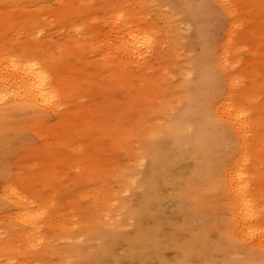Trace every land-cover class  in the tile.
Wrapping results in <instances>:
<instances>
[{
    "label": "rangeland",
    "instance_id": "1",
    "mask_svg": "<svg viewBox=\"0 0 264 264\" xmlns=\"http://www.w3.org/2000/svg\"><path fill=\"white\" fill-rule=\"evenodd\" d=\"M233 1L0 0V57L37 60L61 94L42 108L0 88V264H264L237 235L226 176L244 149L217 110L231 93L264 137V0ZM119 12L150 52L121 54ZM13 190L46 213L33 236Z\"/></svg>",
    "mask_w": 264,
    "mask_h": 264
},
{
    "label": "bare ground",
    "instance_id": "2",
    "mask_svg": "<svg viewBox=\"0 0 264 264\" xmlns=\"http://www.w3.org/2000/svg\"><path fill=\"white\" fill-rule=\"evenodd\" d=\"M217 2H220V5L223 4L228 9H231V11L233 12L236 11L233 0H217ZM112 19L117 20L118 23L120 21L121 24L119 25V27L115 25V28L113 30L114 34L121 35L120 38L119 35L118 37L116 36L117 40L119 38V42L117 44L119 47L118 49L121 48L124 50L122 52V50L120 49L121 54L122 53L125 54L126 52L127 55L129 56L130 55L135 56L137 52L138 53L140 52L141 48L145 49V51L147 50L146 52L151 51L155 41L153 38V31L151 29H147L148 27L147 28L140 27L138 24L134 25L132 23H129L125 19L124 14L121 12H119L115 17H112ZM112 19L109 20L113 24L114 20ZM230 30H232V28H230ZM114 47L116 48L117 46ZM118 49L116 50L117 52L120 51ZM143 49L141 51H144ZM146 52L145 54H143V56L146 55ZM133 56H131L130 58H133ZM139 57H137V59ZM141 58L142 57H140V59ZM48 70L45 69L37 60L36 61L25 60L24 57L14 54H11L10 56L2 55V57H0V88L11 89V92L12 89L14 88L13 91L16 90L14 94L15 93L18 95L21 94L22 96L20 95L19 98L20 97L21 99L23 98L25 102L34 103L35 106L42 107L43 105V107L45 108L56 107L55 104L59 103V101L61 100V94L52 85L53 79L51 78ZM232 77H234V75L231 76V82L237 83V80H235V78ZM235 85L233 87H235ZM2 91L3 90H1L0 92ZM11 92L9 90L10 95L13 94V92L12 93ZM9 93H7V96ZM10 95L8 96L9 99H10ZM14 96L12 95L13 99L16 98ZM8 97H6L7 100ZM4 98H5V94L2 92L0 94V99H2V102L5 101L6 98L5 99ZM2 102L0 103V105L3 104ZM217 110L222 114L220 115L218 112V116L219 115L221 117L224 116L225 118L224 117L223 118L227 119V121L229 122L228 124H230L234 128L237 134H239L244 149L243 152L238 156V158L233 162L226 176V185L230 193L229 203L234 210L235 213L234 218L236 220V224L239 227V230L238 228L236 229L238 230L237 235L242 236V234H246L250 238L256 237L258 239V242H256L255 244L258 247H264V210L261 206L260 198L253 193L248 178L250 176L249 170L251 168L249 165L251 163V155H252L250 154L251 151L250 152L248 151V148L252 146L254 150H257L256 152L259 151L264 155V137H262V134L259 132L258 128L256 127V124H254L253 120L251 119L250 111L244 108L240 103H238L232 97L231 93H227V97L224 99L223 102H221L219 107H217ZM7 197L12 199V201L15 200L14 203L21 208V211L16 213L17 214L16 217L19 216L22 217L20 219L24 220V222L26 221L27 225L31 226L32 236L35 235V233H37L38 231V226H37L38 222L42 221L43 218L46 217L45 211H41L40 214L33 212L31 210L32 203L30 198H28L25 193H22L19 190L7 191ZM40 208L49 209L51 207L41 206Z\"/></svg>",
    "mask_w": 264,
    "mask_h": 264
}]
</instances>
